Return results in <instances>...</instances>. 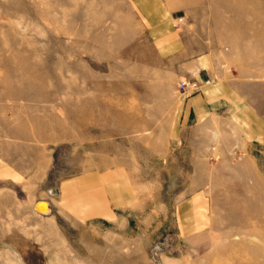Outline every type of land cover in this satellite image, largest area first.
I'll list each match as a JSON object with an SVG mask.
<instances>
[{
    "label": "rangeland",
    "instance_id": "374dc122",
    "mask_svg": "<svg viewBox=\"0 0 264 264\" xmlns=\"http://www.w3.org/2000/svg\"><path fill=\"white\" fill-rule=\"evenodd\" d=\"M163 1L225 68L264 81V0ZM154 57L130 0H0V155L12 173L0 175V264H264V148L205 147L182 230L165 208L185 196L181 178L150 159L168 147L114 129L166 111L139 99L147 85L165 95ZM39 66L42 83L20 79ZM96 169L130 174L144 207L89 222L34 210L38 198L54 209L59 178Z\"/></svg>",
    "mask_w": 264,
    "mask_h": 264
},
{
    "label": "crops",
    "instance_id": "0c3cea01",
    "mask_svg": "<svg viewBox=\"0 0 264 264\" xmlns=\"http://www.w3.org/2000/svg\"><path fill=\"white\" fill-rule=\"evenodd\" d=\"M130 1L141 18L147 43L155 52L156 71H159L156 81H161L165 88V95L158 97L147 85L139 99L145 104H157L160 100L166 111L160 117L155 115L157 118L152 112L150 119L146 109L145 121L119 123L120 126L115 121L114 129L145 130L146 145L168 147L150 159L162 162L163 179L181 178L182 187L178 191L185 196L175 202L177 205H165V208L179 210L178 225L186 230L192 223L183 216L185 210L195 208L190 205L194 203L193 197L186 195L198 193L202 177L199 163L205 147L219 145L237 155L252 147L264 148V81L250 80L225 68L217 49H210L200 36L179 30L175 15L165 1ZM180 81H196L199 90L179 91ZM4 158L0 155L1 176L12 174L2 171L6 168ZM171 163H182V170L176 175L170 173ZM137 184L126 172L110 175L96 169L72 173L54 182V210L63 218L65 215L80 222L105 220L115 212L144 207ZM39 200L48 199L38 198L34 205Z\"/></svg>",
    "mask_w": 264,
    "mask_h": 264
},
{
    "label": "bare ground",
    "instance_id": "6f19581e",
    "mask_svg": "<svg viewBox=\"0 0 264 264\" xmlns=\"http://www.w3.org/2000/svg\"><path fill=\"white\" fill-rule=\"evenodd\" d=\"M34 54H35V52H34ZM33 60H34V57H33V55H32V57H31ZM24 61H22L21 60V62H19V63H25V62H28L27 60H25V59H23ZM27 64H29V66H35L33 63H31V62H29V63H27ZM31 66V67H32ZM41 69H46V67H44V66H39V72H38V74L37 73H35V72H33V71H30V72H27L26 71V69H24V71H22V75L20 74V76H22L20 79L21 80H24V79H28V78H34V77H39L40 78V83H42V81H44L45 79H46V77L45 76H47L48 75V72H47V70L46 71H42ZM38 86V85H37ZM39 86H41V85H39ZM30 87L31 88H33L34 87V85H30ZM52 179H54V175H53V178ZM49 200H39V201H37L36 203H35V205H34V210H36V212H38V213H40V214H43V215H50L51 216V214H53L54 213V209H52L50 206H49ZM51 208V211L49 210ZM47 216V217H48ZM32 251H33V249H31ZM33 254L35 255V257L37 258L38 256L36 255V252L35 251H33Z\"/></svg>",
    "mask_w": 264,
    "mask_h": 264
},
{
    "label": "built area",
    "instance_id": "2783aa9c",
    "mask_svg": "<svg viewBox=\"0 0 264 264\" xmlns=\"http://www.w3.org/2000/svg\"><path fill=\"white\" fill-rule=\"evenodd\" d=\"M177 89L179 91L187 89L189 92H195L199 90V83H197L196 81H180L178 83ZM50 194H54V193H50Z\"/></svg>",
    "mask_w": 264,
    "mask_h": 264
},
{
    "label": "water",
    "instance_id": "95a60500",
    "mask_svg": "<svg viewBox=\"0 0 264 264\" xmlns=\"http://www.w3.org/2000/svg\"><path fill=\"white\" fill-rule=\"evenodd\" d=\"M50 206V205H49ZM51 211V208L49 209ZM52 212V211H51Z\"/></svg>",
    "mask_w": 264,
    "mask_h": 264
}]
</instances>
